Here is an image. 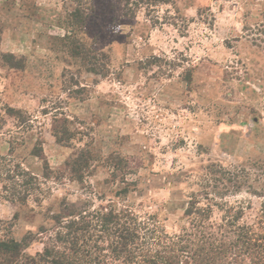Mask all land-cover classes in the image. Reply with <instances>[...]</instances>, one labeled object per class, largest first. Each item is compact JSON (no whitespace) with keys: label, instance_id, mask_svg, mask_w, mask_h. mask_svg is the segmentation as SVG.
Masks as SVG:
<instances>
[{"label":"rangeland","instance_id":"obj_1","mask_svg":"<svg viewBox=\"0 0 264 264\" xmlns=\"http://www.w3.org/2000/svg\"><path fill=\"white\" fill-rule=\"evenodd\" d=\"M137 4L0 0V240L27 255L72 213L137 218L145 251L195 210L260 220L264 0Z\"/></svg>","mask_w":264,"mask_h":264},{"label":"trees","instance_id":"obj_2","mask_svg":"<svg viewBox=\"0 0 264 264\" xmlns=\"http://www.w3.org/2000/svg\"><path fill=\"white\" fill-rule=\"evenodd\" d=\"M123 2L126 7L131 5L127 11L135 17L132 5L138 6L137 0ZM76 13L72 15L73 23L80 25L81 16ZM10 112L13 110L8 108V116ZM1 122L3 115L0 114ZM64 132L68 134V130ZM14 169L13 173L19 166L14 165ZM30 197L31 190L25 188L24 194L14 201L26 203ZM206 211L192 212L191 215L197 216L189 223V228L169 239L161 250L154 251H145L148 248L137 218L116 214L113 210L107 213L98 211L93 225L81 212L72 213L61 227L65 231H58L50 245L35 256L25 254L29 247L25 244L26 239L21 242L0 240V264H115L116 261L117 264H184L183 257L188 261L186 264H264V207L259 213L260 220L254 224H238L237 215L221 225L198 220ZM231 228L232 237H228L226 230ZM151 241L155 240L151 238Z\"/></svg>","mask_w":264,"mask_h":264}]
</instances>
